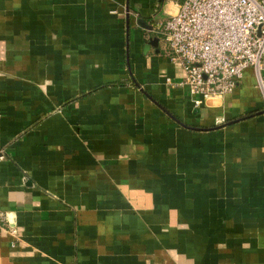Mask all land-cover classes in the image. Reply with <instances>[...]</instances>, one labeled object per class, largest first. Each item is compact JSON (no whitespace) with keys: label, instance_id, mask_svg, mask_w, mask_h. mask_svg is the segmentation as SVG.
I'll return each mask as SVG.
<instances>
[{"label":"crops","instance_id":"obj_1","mask_svg":"<svg viewBox=\"0 0 264 264\" xmlns=\"http://www.w3.org/2000/svg\"><path fill=\"white\" fill-rule=\"evenodd\" d=\"M180 3L0 0V264H264V93L194 105Z\"/></svg>","mask_w":264,"mask_h":264},{"label":"built area","instance_id":"obj_2","mask_svg":"<svg viewBox=\"0 0 264 264\" xmlns=\"http://www.w3.org/2000/svg\"><path fill=\"white\" fill-rule=\"evenodd\" d=\"M158 30L197 108L235 92L249 68L264 93V0H181ZM7 223L0 209V233Z\"/></svg>","mask_w":264,"mask_h":264},{"label":"water","instance_id":"obj_3","mask_svg":"<svg viewBox=\"0 0 264 264\" xmlns=\"http://www.w3.org/2000/svg\"><path fill=\"white\" fill-rule=\"evenodd\" d=\"M138 24L142 28H146V29H149V30H153V26H149L144 20H139Z\"/></svg>","mask_w":264,"mask_h":264}]
</instances>
